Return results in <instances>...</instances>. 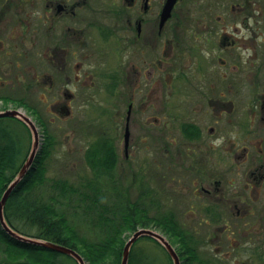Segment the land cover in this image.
<instances>
[{
    "label": "flooded vegetation",
    "instance_id": "flooded-vegetation-1",
    "mask_svg": "<svg viewBox=\"0 0 264 264\" xmlns=\"http://www.w3.org/2000/svg\"><path fill=\"white\" fill-rule=\"evenodd\" d=\"M167 2L0 0V98H10L4 60L27 61L32 49L37 72L28 84L17 74L13 93L36 108L38 124L51 133L45 111L50 125L84 136L95 121L77 115L95 109L102 169L107 156L133 170L148 150V172L163 169L164 181L184 191L179 204L190 194L210 203L200 208L211 221L232 207L245 224L249 188L264 198V0H178L163 22ZM37 89L42 107L28 102ZM240 102L244 116L234 119ZM242 176L253 182L230 196Z\"/></svg>",
    "mask_w": 264,
    "mask_h": 264
},
{
    "label": "rangeland",
    "instance_id": "rangeland-1",
    "mask_svg": "<svg viewBox=\"0 0 264 264\" xmlns=\"http://www.w3.org/2000/svg\"><path fill=\"white\" fill-rule=\"evenodd\" d=\"M176 14L179 15L177 11ZM216 15H214L215 20L217 19ZM219 15H222V13H219ZM189 17L193 18L192 12H190ZM253 23L254 21L251 25L255 26ZM245 31V29L241 30L238 35L241 39H243L244 34L249 33V31ZM237 46V51L240 53L246 47L243 44ZM23 47V50H27L31 48V45L24 44ZM30 54L27 61L12 57L4 60L2 66L10 68L11 71L6 74L5 78L10 79V82L8 81V84L4 87L3 94H9L10 98L9 100L0 99V102H3L0 103V111L9 108L20 109L19 111L39 127L40 148H42L45 144L44 128L38 124L36 108L33 110L23 106L24 104H21L18 100L21 96L18 93H13L18 92L17 88L21 87L17 82V74L25 80L24 84H28L35 74L36 69L31 68L33 66L32 49H30ZM10 91L13 95L10 94ZM28 96L31 97L29 103L36 105V107L42 105L39 100V97L42 96L40 90L37 89ZM99 98L101 101L106 99V96L102 94ZM240 98L242 97L240 96ZM95 99H98V96H95ZM241 104L242 102L234 110V119L244 116ZM77 116L91 117L95 121L91 128L86 130L84 136L81 132H77L75 136H72L68 124L59 120L50 125L49 118L53 116L44 111L45 123L49 124L46 125L51 131V133L47 131V134L54 135L52 136L56 139V145L53 144L51 147H47L51 150V153L44 162L46 170H44V173H40L39 176L42 175L41 179L39 176L37 177L34 184L35 189L31 192V199L34 198L39 203L53 207L56 215L64 218L69 228L89 243H99L106 238V234L100 229L102 223L106 228V219L103 216L100 217V215H103L104 209V216L109 214L112 219L118 216L123 227H125L123 221L127 220L126 225L130 224V217H138V219L144 220L152 219L155 222L161 221L164 228L162 227V230L155 229V231L175 248L181 264L185 263L188 253H192L194 256L193 264H264V198L260 196L257 201V191L250 187L247 193V195L249 194L250 211L253 215L249 216L250 218L247 219L248 221L245 224H242V219L236 217V210L232 207L223 211L226 218L221 223L211 221L210 216L203 215V210L200 208V205L204 203H207L206 206H211L210 203L203 199L200 201L188 194V203L179 204V201H181L179 192L183 193L184 191L182 192L175 184H168L164 181L163 169L159 167L157 172L155 171L152 174L148 172L149 160H151L148 150L138 151L135 155L133 170L130 169L129 162H126L124 157L117 160L110 158L103 169L102 164H100V169H93L88 163L87 154L97 142V118H99V113L95 109L89 108L81 110ZM1 134H3L2 136L8 134L12 139L20 137L22 150L23 148L30 150V135L15 120H0ZM68 138L71 140L69 143L72 145H68ZM223 144L224 142L219 143V145ZM72 146L77 150L70 151L69 148H72ZM28 151L20 160L19 165L24 163L26 155L30 153ZM154 159L158 165L161 164L160 155ZM243 175L245 176V172ZM244 176L241 178V184L239 183L236 188L231 189L230 196H236L237 191H241L244 182L251 181ZM248 183L250 184V182ZM192 207L193 212L198 214L195 217L188 214ZM132 212L133 215L130 216ZM126 214L130 217L125 216ZM171 217L174 225H176L174 232L169 227ZM102 218L103 222H100ZM117 226L116 224L113 227L114 234ZM130 227L125 228L124 232L118 237L115 246L116 252L121 250L123 254L126 243L136 232L129 230ZM107 231H109L110 236V229H107ZM181 253L183 254L180 255ZM131 256V264H172L167 252L154 240L142 239L139 241L133 247ZM57 259L58 264H76L65 256H58ZM22 261H25V259L22 258ZM113 262L112 257H109L104 264H114Z\"/></svg>",
    "mask_w": 264,
    "mask_h": 264
},
{
    "label": "trees",
    "instance_id": "trees-1",
    "mask_svg": "<svg viewBox=\"0 0 264 264\" xmlns=\"http://www.w3.org/2000/svg\"><path fill=\"white\" fill-rule=\"evenodd\" d=\"M25 130L26 132L28 131L27 128H25ZM8 134L4 136H2L3 134L0 135V200L9 185L17 177L24 164L19 165V162L28 151V149L26 150L24 148L22 150L20 137L12 139ZM52 135L47 134V130L44 128L43 136L45 138V144L36 158L34 167L30 170L24 181L13 191L7 201L5 217L9 226L21 235L53 242L74 249L88 264H104L109 257H112L114 264H121L122 251L116 252L115 246L117 245L118 237L124 232L125 228L127 229L131 226L129 230L133 232L139 229H161L163 223L161 221L155 222L152 219L144 220L141 218L138 219V217L131 218L130 216L133 215L132 212L130 216L128 214L125 215L130 217V224L126 225L128 221H123L125 225V227H123L118 216L115 219L109 217V214L104 216L105 212L103 209V215H100V217L103 216L104 219H106V228H104L102 223L100 229L106 234V238L99 243H89L85 238L78 236V234L71 230L67 221L56 215V211L53 207L39 203L34 198L31 199V192L35 189L34 184L37 177L46 170V167L44 168V162L51 153V150L47 147H51L53 144L56 145V139L55 137L53 138L54 135ZM29 143H31L30 140ZM98 149L99 142L97 141L87 154L88 163L93 169H100V164H103V157L99 155ZM110 158L112 157H105V164L109 162ZM41 176H39V178ZM102 220L103 218L100 219V222H103ZM172 220L173 218L171 217L169 227L172 232H174L176 225H174ZM116 224L118 226L115 227L117 230L114 234L113 227ZM107 229H110V236ZM177 250L179 251L180 249ZM182 254L183 253L180 255ZM58 256L64 255L42 247L26 244L10 237L2 229L0 224V264H58ZM22 258H24L25 261H22ZM67 258L73 261L71 258ZM193 258V254L188 253L184 264H193ZM131 262L132 256L130 255L129 264H131Z\"/></svg>",
    "mask_w": 264,
    "mask_h": 264
},
{
    "label": "water",
    "instance_id": "water-1",
    "mask_svg": "<svg viewBox=\"0 0 264 264\" xmlns=\"http://www.w3.org/2000/svg\"><path fill=\"white\" fill-rule=\"evenodd\" d=\"M177 2L178 0H168L166 7L164 9V12H163V19H162L163 22L171 18L172 11L175 5L177 4ZM4 118L16 119L24 123L30 129L32 133L33 146L27 158L26 163L21 168L15 180L9 185V187L7 188V190L5 191V193L3 194L0 200V224H1L2 229L10 237L20 242L30 244L33 246L42 247V248L51 250L53 252H57L59 254L68 256L69 258H72L77 264H86L84 258L74 249H71L67 246H63V245L56 244L53 242H49L45 240H38L35 238H30V237L21 235L9 226L6 220V217H5V207H6L7 201L9 197L11 196L12 192L19 185V183L25 178L30 168L34 164L36 154L39 148V134H38L37 128L35 127L34 123L19 110H7L5 112H0V119H4ZM141 238H150V239L157 241L164 248V250L169 254L173 264H181L179 256L177 255V252L172 247V245L162 235H160L159 233L151 229H141L132 235V237L129 239V241L126 243L124 247L121 264H129V259H130L132 248L134 244Z\"/></svg>",
    "mask_w": 264,
    "mask_h": 264
},
{
    "label": "clouds",
    "instance_id": "clouds-1",
    "mask_svg": "<svg viewBox=\"0 0 264 264\" xmlns=\"http://www.w3.org/2000/svg\"><path fill=\"white\" fill-rule=\"evenodd\" d=\"M216 143H217V144H219V143H220V141H216Z\"/></svg>",
    "mask_w": 264,
    "mask_h": 264
}]
</instances>
